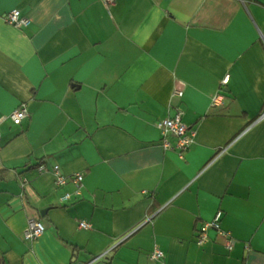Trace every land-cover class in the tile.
I'll list each match as a JSON object with an SVG mask.
<instances>
[{"label": "crops", "instance_id": "crops-1", "mask_svg": "<svg viewBox=\"0 0 264 264\" xmlns=\"http://www.w3.org/2000/svg\"><path fill=\"white\" fill-rule=\"evenodd\" d=\"M263 109L264 0H0V264H264Z\"/></svg>", "mask_w": 264, "mask_h": 264}, {"label": "built area", "instance_id": "built-area-1", "mask_svg": "<svg viewBox=\"0 0 264 264\" xmlns=\"http://www.w3.org/2000/svg\"><path fill=\"white\" fill-rule=\"evenodd\" d=\"M103 2L107 5H110L114 2V0H103ZM3 20L5 23L15 27L22 28L29 25L30 21L27 17L23 16L19 10L13 9L3 16ZM228 81V75H225L221 80V85H225ZM221 94V93H220ZM220 99V95H218L214 102H217ZM183 111L180 108H176L175 113L172 116H166L164 118H160L155 122L156 127L160 131L161 134V145L165 149L177 150L181 155L187 149L190 148L195 138V130L189 127L182 120ZM28 116L27 109L24 104H21L13 112L10 114V119L15 124H19L23 119ZM264 118V109L259 115L258 119ZM40 171H45L46 167L44 164H40L38 166ZM53 176L55 186L60 187L64 186L67 183L71 182L75 188L74 194L70 192H66L61 196L62 200H68L73 195H79L81 192V187L84 179V175L81 172H76L69 176L64 175L57 165L53 166ZM221 216V212H218L215 218L206 222L202 225L200 230L197 233V242L199 244H203L207 240V230L209 228L219 229V218ZM78 227L81 229H90L91 224L86 220H79ZM44 232V226L39 219L30 218L27 221V226L24 230V237L27 239H35L39 237ZM233 246V239L228 238L226 241V247L231 249ZM106 253V252H105ZM104 255V254H102ZM101 255L97 256L93 260H90L86 264H91L95 260H97ZM150 258L152 260H159L163 257V252L159 248L155 247L150 253Z\"/></svg>", "mask_w": 264, "mask_h": 264}]
</instances>
